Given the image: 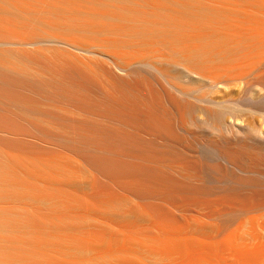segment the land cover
<instances>
[{
	"label": "bare ground",
	"instance_id": "6f19581e",
	"mask_svg": "<svg viewBox=\"0 0 264 264\" xmlns=\"http://www.w3.org/2000/svg\"><path fill=\"white\" fill-rule=\"evenodd\" d=\"M260 67L264 0H0V264H264Z\"/></svg>",
	"mask_w": 264,
	"mask_h": 264
},
{
	"label": "rangeland",
	"instance_id": "374dc122",
	"mask_svg": "<svg viewBox=\"0 0 264 264\" xmlns=\"http://www.w3.org/2000/svg\"><path fill=\"white\" fill-rule=\"evenodd\" d=\"M264 68V67H263ZM262 67H260L259 68V70L257 69H255V71H256V73H257V71L260 73V71H264V69H263ZM262 73V72H261ZM220 87H222V88H225L226 89V85H219ZM255 93H257V92H255ZM254 93V94H255ZM258 112H260V113H262V114H264V106H263V109H261V110H259ZM227 116V114H223L222 116L223 117H225V116ZM225 118H227V117H225ZM257 120V122H258V125H260L262 128H264V120L263 119H261V118H257L256 119ZM203 127L205 126V125H202ZM204 128H207L206 126L204 127ZM257 130H256V128H254V129H252L250 132H249V134L247 135V137H246V139H247V142H248V144H249V147H253V148H255L256 150H258V151H260L261 153H263L264 154V140L263 141H261L262 139L261 138H259L258 136L260 135H257V133H259V132H256ZM210 134V135H209ZM212 133H208V134H205L206 135V137H210V138H212L213 137V139L214 138H223V135H222V137H221V135L220 134H218V133H216L215 134V132H213V134L211 135ZM209 135V136H208ZM216 135H218V136H216ZM249 137V138H248ZM219 138V139H220ZM259 138V139H258ZM197 151L199 152L198 154L200 155H203V156H207V157H209L210 158V156H211V154L209 153V151H208V148L206 149V147H202V146H200V147H198V149H197ZM205 154V155H204ZM258 185H259V189L258 190H262V191H264V176H261V177H259V180H258ZM251 213V214H250ZM247 214V215H246ZM256 214V215H255ZM245 216V217H244ZM248 216H249V218H248ZM254 216V217H253ZM243 219H244V222H246L247 220H249V223L250 222H256L257 223V221H259L260 220V222H262L263 220H264V204L263 205H261V206H259V207H256V208H253V209H250V210H247V211H245V212H243L242 214H240V216L238 215V217H236L233 221H232V225L230 224L228 227H229V229L228 228H226V229H228V230H230L231 231V228L233 229V231H234V229H236V227H235V225L234 224H236L237 222L238 223H242V221H243ZM252 219H255L254 221H251ZM239 220H241L240 222H239ZM248 222V221H247ZM245 223V228L248 226V229L246 228L245 230H249V229H251V227H252V225L249 227V223ZM259 222V223H260ZM264 222V221H263ZM237 223V224H238ZM260 224H263V223H260ZM247 225V226H246ZM237 227H238V225H236ZM235 227V228H234ZM225 229V230H226ZM228 230H226L228 233H229V231ZM226 231H224V233H226ZM224 233H222V234H224Z\"/></svg>",
	"mask_w": 264,
	"mask_h": 264
}]
</instances>
